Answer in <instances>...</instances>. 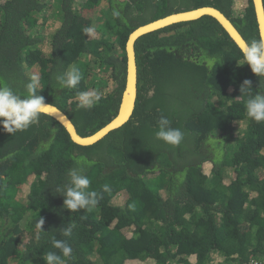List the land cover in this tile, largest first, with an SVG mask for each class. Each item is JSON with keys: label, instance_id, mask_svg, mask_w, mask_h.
Segmentation results:
<instances>
[{"label": "trees", "instance_id": "obj_1", "mask_svg": "<svg viewBox=\"0 0 264 264\" xmlns=\"http://www.w3.org/2000/svg\"><path fill=\"white\" fill-rule=\"evenodd\" d=\"M234 2L0 0V86L23 97L36 77V94L91 136L118 114L134 31L214 7L247 42L258 39L253 0L244 1L241 15ZM135 52L133 115L94 145L76 144L45 114L14 134L0 125V264H46L48 252L62 255L53 237L73 248L66 264H264V121L247 116L250 92H241L250 80L253 95L264 94V77L244 64L210 16L144 35ZM73 67L80 84L61 87L56 77ZM83 91L99 99L81 106ZM161 115L183 131L179 146L156 139ZM73 168H82L89 190L101 194L91 210L64 207ZM69 226L71 236H63Z\"/></svg>", "mask_w": 264, "mask_h": 264}, {"label": "clouds", "instance_id": "obj_2", "mask_svg": "<svg viewBox=\"0 0 264 264\" xmlns=\"http://www.w3.org/2000/svg\"><path fill=\"white\" fill-rule=\"evenodd\" d=\"M236 2V0H235ZM243 6V5H242ZM113 16L119 17L120 12L113 10ZM92 28H85V32L91 33ZM245 63L248 64L253 73L257 76L264 77V34L258 39H252L246 42L240 49ZM56 80L61 87L76 88L82 80V73L79 68H70L62 75H58ZM244 86H247L250 92L249 98L245 102L247 116L256 122L264 121V94H256L250 91L251 81L245 80ZM37 78L33 77L26 84V96H21L15 93L8 86H0V125L5 132L14 134L17 131L28 129L35 124L39 117L46 113L49 104L45 102L43 95L36 94ZM82 101L81 106H91V100L94 97L96 100L99 96L93 91H83L78 93ZM158 130L155 132V137L172 146H179L183 139L184 133L180 128L172 127L171 121L166 116L161 115L157 121ZM70 182L65 185L62 192L64 199V207L71 212H79L80 210H91L95 207L101 194L95 190H89L91 180L83 174L82 168H73L69 171ZM104 191H109V186H103ZM44 224L43 218L38 222ZM72 234V227L69 226L62 230V235L69 237ZM52 244L59 249L62 255L55 252H48L44 256L46 264H66V258H70L73 252L72 246L66 240L52 238Z\"/></svg>", "mask_w": 264, "mask_h": 264}, {"label": "water", "instance_id": "obj_3", "mask_svg": "<svg viewBox=\"0 0 264 264\" xmlns=\"http://www.w3.org/2000/svg\"><path fill=\"white\" fill-rule=\"evenodd\" d=\"M253 3L255 7L259 32L260 35H262L264 34L263 0H253ZM205 16H210L214 18L224 28V30L229 34V36L240 49L247 42L241 35L239 30L232 23V21L220 10L214 7H202L190 11H183L176 14H171L162 19L141 26L130 35L126 47L128 56L126 88L122 96V101L118 114L109 124H107L95 134L83 137L78 133L74 123L71 121L68 115L63 112L60 108L50 103H47L49 104V108L48 111L44 114L52 117L57 122H59L66 129L72 141L76 144L81 146H90L99 142L107 135H109L112 131L121 128L130 120L133 115L138 94V67L135 52L136 41L144 35L171 26L173 24L195 21Z\"/></svg>", "mask_w": 264, "mask_h": 264}, {"label": "rangeland", "instance_id": "obj_4", "mask_svg": "<svg viewBox=\"0 0 264 264\" xmlns=\"http://www.w3.org/2000/svg\"><path fill=\"white\" fill-rule=\"evenodd\" d=\"M244 1H246V0H236V10H237V13H240L241 8H243V6H244ZM242 5H243V6H242ZM241 6H242V7H241ZM50 20H51V19H50ZM50 24L55 25L52 21L50 22ZM113 86H114V85L111 83V84L108 86L107 90H112ZM27 192H28V188H27V186H26L25 191H24L23 193L21 192V193L19 194L18 197H19L20 199H22V200H25V196H26ZM126 197H127L126 194L121 195V196L118 198L117 203H122Z\"/></svg>", "mask_w": 264, "mask_h": 264}, {"label": "flooded vegetation", "instance_id": "obj_5", "mask_svg": "<svg viewBox=\"0 0 264 264\" xmlns=\"http://www.w3.org/2000/svg\"><path fill=\"white\" fill-rule=\"evenodd\" d=\"M263 6H264V0H263ZM241 7H242V6H241ZM242 9H243V8H241L240 13L242 12ZM234 10H235V12L237 13V10H236V2H234ZM240 13H237V15H241Z\"/></svg>", "mask_w": 264, "mask_h": 264}, {"label": "built area", "instance_id": "obj_6", "mask_svg": "<svg viewBox=\"0 0 264 264\" xmlns=\"http://www.w3.org/2000/svg\"><path fill=\"white\" fill-rule=\"evenodd\" d=\"M253 264H263V263L257 261V262H253Z\"/></svg>", "mask_w": 264, "mask_h": 264}]
</instances>
